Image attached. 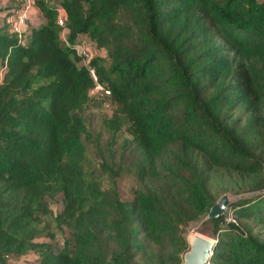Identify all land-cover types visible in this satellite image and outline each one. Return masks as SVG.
I'll use <instances>...</instances> for the list:
<instances>
[{"label":"trees","instance_id":"1","mask_svg":"<svg viewBox=\"0 0 264 264\" xmlns=\"http://www.w3.org/2000/svg\"><path fill=\"white\" fill-rule=\"evenodd\" d=\"M36 8L44 22L26 26L23 43L10 14L0 19V264L30 251L36 264H183L201 219L216 240L210 264H264V0ZM82 35L105 56L85 63ZM91 68L116 107L104 147L82 115ZM126 174L132 201L119 192ZM229 193L245 196L206 219ZM52 220L70 232L58 250L40 241L54 239Z\"/></svg>","mask_w":264,"mask_h":264},{"label":"rangeland","instance_id":"2","mask_svg":"<svg viewBox=\"0 0 264 264\" xmlns=\"http://www.w3.org/2000/svg\"><path fill=\"white\" fill-rule=\"evenodd\" d=\"M14 6L9 0H0V19H4L9 14L13 13ZM44 22V18L40 14V12L35 11L32 12L29 16L27 29L30 31L32 27L38 26ZM62 37H67V31L64 32L62 30L61 32ZM77 42H82V45L85 44L88 46L95 55H101L105 56V52L98 50L95 46V43L90 41L89 37L86 35L79 36L76 40ZM76 42V43H77ZM81 45V46H82ZM81 46L80 49L82 48ZM3 76V68L0 66V81L2 80ZM115 106L112 103V101L105 97L101 91L93 90L91 92V100L86 106V108L82 111V115L88 125V128L92 135L95 138H99L100 144L102 147L106 144L109 138V134L106 132V130L103 127V121L106 117H109L112 112L115 110ZM88 155H89V167L91 169L96 170L97 174H100L99 172V166H98V156L97 153L94 150V146L91 143H88ZM137 185L136 177L134 174H126L122 175L119 178V192L121 195V198L124 201H132L134 198V190ZM231 197V203L235 200H238L239 198H236L233 194ZM230 203V205H231ZM229 205V207H230ZM227 208V210L229 209ZM51 208L53 209L54 213L57 214L62 209V203H61V197H58L56 200H54L51 203ZM227 212V211H226ZM232 212L229 210L228 213V219L232 217ZM208 219V216L206 217ZM53 224V232H54V239H50L48 237L40 239V241H51L53 244V247L58 250L62 248L66 242V240L70 239V232L68 229H64L63 231H59L57 228H55V223L52 220ZM201 234L211 240H213L216 243V240L213 237L211 224L207 223L204 224V219L191 222L188 228V232L186 233V237L189 240V238L195 234ZM39 260V254L35 251H30L26 255L20 257V258H13L10 260V264H36Z\"/></svg>","mask_w":264,"mask_h":264},{"label":"built area","instance_id":"3","mask_svg":"<svg viewBox=\"0 0 264 264\" xmlns=\"http://www.w3.org/2000/svg\"><path fill=\"white\" fill-rule=\"evenodd\" d=\"M13 6V13L10 14L7 18V22L9 24V28L11 31L16 33L19 36L20 41L23 43L25 42V29L29 20V16L32 12L37 11L36 8V0H9ZM58 23L60 26H64V20L63 17H59ZM64 32H66V29L63 28ZM66 39V38H63ZM82 42L75 43V47L77 48L78 52L83 56L84 62L88 63L93 56V53L91 52V49L83 44ZM81 46L82 48L80 49ZM90 72L96 82L95 90L101 91L104 96H109L110 91L106 90L99 82L96 75V71L91 68Z\"/></svg>","mask_w":264,"mask_h":264},{"label":"water","instance_id":"4","mask_svg":"<svg viewBox=\"0 0 264 264\" xmlns=\"http://www.w3.org/2000/svg\"><path fill=\"white\" fill-rule=\"evenodd\" d=\"M256 193H250L246 196L254 195ZM236 196V195H234ZM243 196H236V198H241ZM230 194H224L219 198V200L211 207L208 213V219L219 218L224 215L231 203ZM189 250L184 254L183 264H210V258L212 256L215 242L201 234H193L189 240Z\"/></svg>","mask_w":264,"mask_h":264}]
</instances>
